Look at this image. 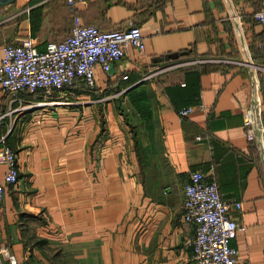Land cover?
Listing matches in <instances>:
<instances>
[{
    "label": "crops",
    "instance_id": "0c3cea01",
    "mask_svg": "<svg viewBox=\"0 0 264 264\" xmlns=\"http://www.w3.org/2000/svg\"><path fill=\"white\" fill-rule=\"evenodd\" d=\"M261 2L0 7V58L4 44L27 36L37 50L63 40L74 16L100 31L136 26L144 46L127 47L108 74L94 66L92 91L77 84L51 97L64 105L34 107L49 98L0 89V135L18 171L0 199V247L10 255L0 264H193V225L181 214L195 170L216 181L223 200L240 202L229 212L244 226L230 241L235 264H264V24L251 18ZM39 5L32 35L25 9ZM254 101L263 129L248 142L243 117ZM186 106L191 113L179 118Z\"/></svg>",
    "mask_w": 264,
    "mask_h": 264
},
{
    "label": "built area",
    "instance_id": "2783aa9c",
    "mask_svg": "<svg viewBox=\"0 0 264 264\" xmlns=\"http://www.w3.org/2000/svg\"><path fill=\"white\" fill-rule=\"evenodd\" d=\"M87 1L90 0H66L70 6ZM252 19L264 24V0L261 8L252 14ZM127 47L138 52L143 50L142 36L136 26L100 31L93 25L82 24L74 16L68 35L59 42H47L43 50H37L30 36L19 43L4 44L0 58V89L7 95H34L42 92L49 98L48 101L35 102L30 106L64 105L66 101L51 97L77 84L92 91L95 86L94 66H98L105 74L110 73L112 66L124 56ZM18 109H10L7 113ZM191 111L192 107L186 106L178 109L176 114L184 118ZM243 125L246 140L252 142L254 132L263 129L259 101H254L244 114ZM261 148L264 149V141L261 142ZM0 164L5 166V172L0 178L1 199L5 185L14 184L18 174L16 155L5 144L3 135H0ZM240 206L239 201L223 200L216 181L207 179L205 173L195 170L188 174L182 188L181 217L193 225V236L186 241L192 250L193 264L236 263L237 251L230 245V241L237 230L244 226L232 218L229 212ZM0 254L10 259L3 247H0ZM9 263L12 264L11 261Z\"/></svg>",
    "mask_w": 264,
    "mask_h": 264
},
{
    "label": "trees",
    "instance_id": "16d2710c",
    "mask_svg": "<svg viewBox=\"0 0 264 264\" xmlns=\"http://www.w3.org/2000/svg\"><path fill=\"white\" fill-rule=\"evenodd\" d=\"M34 3V0H30V1H28L27 3H26V5L27 4H29L28 6H30L31 4H33ZM42 6L43 5H39V6H36V7H34V8H30L29 10H28V13H27V15H28V22H29V27H30V30H31V34L33 35V33L38 29V27H39V24H40V19H41V10H42ZM251 18H252V16H251ZM182 56H184V54H177V55H175V56H168L170 59H172V60H176V59H180V57H182ZM75 86H77V85H75ZM74 86V87H75ZM82 86V85H81ZM38 93H40V92H36L35 94H38Z\"/></svg>",
    "mask_w": 264,
    "mask_h": 264
},
{
    "label": "rangeland",
    "instance_id": "374dc122",
    "mask_svg": "<svg viewBox=\"0 0 264 264\" xmlns=\"http://www.w3.org/2000/svg\"><path fill=\"white\" fill-rule=\"evenodd\" d=\"M26 3H27V2H25L23 5L19 6L18 8H14V6H15V5H14L15 2H14V3L12 2V3H10V5H9L8 7H6V8H7V10H9V11L22 10V9L28 7L29 4L26 5ZM0 7H2V6H0ZM1 15H2V13H1ZM7 44H11V43H8V42H7ZM40 93H41V94H39V95H41V96L43 95V96L47 97V96L44 95L42 92H40ZM73 101L75 102V101H77V100L74 99Z\"/></svg>",
    "mask_w": 264,
    "mask_h": 264
},
{
    "label": "water",
    "instance_id": "95a60500",
    "mask_svg": "<svg viewBox=\"0 0 264 264\" xmlns=\"http://www.w3.org/2000/svg\"><path fill=\"white\" fill-rule=\"evenodd\" d=\"M14 2V0H0V6H4Z\"/></svg>",
    "mask_w": 264,
    "mask_h": 264
}]
</instances>
